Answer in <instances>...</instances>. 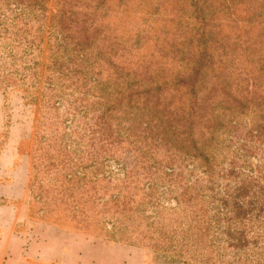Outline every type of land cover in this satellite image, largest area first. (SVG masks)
Masks as SVG:
<instances>
[{
	"label": "trees",
	"instance_id": "trees-1",
	"mask_svg": "<svg viewBox=\"0 0 264 264\" xmlns=\"http://www.w3.org/2000/svg\"><path fill=\"white\" fill-rule=\"evenodd\" d=\"M46 1L0 0L42 220L165 264H264V0H175L162 21L141 0Z\"/></svg>",
	"mask_w": 264,
	"mask_h": 264
},
{
	"label": "rangeland",
	"instance_id": "rangeland-1",
	"mask_svg": "<svg viewBox=\"0 0 264 264\" xmlns=\"http://www.w3.org/2000/svg\"><path fill=\"white\" fill-rule=\"evenodd\" d=\"M56 1H46L48 17L51 12H56ZM174 1L141 0V3L145 9L161 6V13L157 16L162 21L169 17L166 12L170 6L168 3ZM136 2L139 0L131 4ZM138 21L135 19L132 22ZM34 118V107L24 96L22 87L0 84V254L4 255H23L26 242L33 244L44 236L54 238L52 234L46 235L48 227L45 225L49 223L42 220V212L34 204V190L30 186L32 159L31 145L27 141L34 129ZM61 228L68 230L63 233L62 240L68 244L73 256H85L79 259L80 263L165 264L163 258L145 248L112 241L90 232ZM73 244L77 246L72 247ZM73 264H78V261Z\"/></svg>",
	"mask_w": 264,
	"mask_h": 264
},
{
	"label": "crops",
	"instance_id": "crops-1",
	"mask_svg": "<svg viewBox=\"0 0 264 264\" xmlns=\"http://www.w3.org/2000/svg\"><path fill=\"white\" fill-rule=\"evenodd\" d=\"M45 226L48 227L46 235L52 234L54 238H44V236L33 244L26 242L25 253L20 256L0 254V264H52L54 262L57 264H73L75 260L78 261V264H86L79 262V259L85 256L81 254L73 256L72 251L68 249V244L62 240L65 235L63 233H67L68 230L49 224ZM75 246L77 244H73L72 247ZM0 253H2L1 248Z\"/></svg>",
	"mask_w": 264,
	"mask_h": 264
}]
</instances>
